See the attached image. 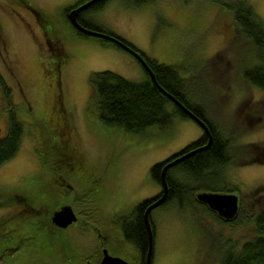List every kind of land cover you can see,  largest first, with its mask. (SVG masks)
<instances>
[{
    "label": "rangeland",
    "instance_id": "obj_1",
    "mask_svg": "<svg viewBox=\"0 0 264 264\" xmlns=\"http://www.w3.org/2000/svg\"><path fill=\"white\" fill-rule=\"evenodd\" d=\"M75 1L0 0V78L23 123L17 151L0 163V264H81L99 259L101 248L137 264L138 248L116 235L115 217L158 192L159 183L148 174L150 164L202 134L196 121L177 114L168 126L139 134L104 124L89 111L91 70L107 68L132 80L145 74L128 51L72 30L61 10ZM230 1L104 0L80 13L146 58L176 64L185 77L187 100L203 106L231 137L233 159L208 183L233 187L236 221H220L198 202L169 198L149 212L150 264H218L223 249L253 235L249 217L264 207V90L241 74L253 60V47L234 32ZM246 1L264 23V0ZM63 48L69 52L59 70L58 103L74 124L80 159L73 161L63 152L58 128L50 126L61 109L51 103L52 56L62 55ZM2 88L0 134L7 117ZM166 108L173 109V103ZM74 161H79L76 168ZM41 199L43 208L37 210ZM54 201L72 205L77 219L48 230L41 225L42 210Z\"/></svg>",
    "mask_w": 264,
    "mask_h": 264
},
{
    "label": "trees",
    "instance_id": "obj_2",
    "mask_svg": "<svg viewBox=\"0 0 264 264\" xmlns=\"http://www.w3.org/2000/svg\"><path fill=\"white\" fill-rule=\"evenodd\" d=\"M80 1L82 0H76L74 3ZM103 1L97 0L83 10L96 8ZM131 1L138 3L144 0ZM227 6L234 24V32L249 40L253 47V60L241 70V74L247 82L264 90V23L255 14L252 6L246 0H231ZM67 7L64 6L61 10L65 21L74 32L84 34L76 30L67 20L65 15ZM79 21L85 26L105 31L98 26L86 22L81 15ZM98 38L102 43L109 42L116 45L106 38ZM116 46L119 47L118 45ZM146 59L156 82L163 89L179 99L194 114L203 119L211 134V140L207 148L197 150L166 169L167 197L165 199L176 198L179 200L182 197L188 201L198 202L207 211L213 213L218 220L235 222L238 209L233 217L225 219L210 209L205 202L195 197V193L198 191H215L220 189L231 191L233 189V187L227 188L224 183L222 185L208 183L215 182L216 172L218 175L220 172L217 169H221L233 159L228 149L231 137L223 134L218 124L207 116L203 106L187 100L185 94L182 92L185 77L178 72L176 64L164 63L150 58ZM144 74V78L132 80L107 68L91 70L88 74V82L90 85L89 111L104 124L118 126L125 131L139 134H144L146 132L145 130L152 126H168L173 114H177L179 117H188L186 113L158 89L149 78L145 69ZM3 82V79L0 78V84L4 89V93L7 94L9 92V86L7 84L4 85ZM168 101L173 103V109L171 110L166 108ZM60 108V111L55 114V121H50V126H52L53 130L56 127L58 128L56 130L59 131V138L64 144L63 152L71 155L72 161L74 159H80V151L74 143L76 132H74L72 117L67 108L62 107V105H60ZM5 110L7 116L6 126L4 132L0 134V163L9 159L17 151L23 133V123L16 114L15 105L12 106L11 102L7 100ZM61 113H63L62 117H60ZM46 115L50 116L49 114ZM59 128H64V132L59 130ZM205 139L206 136L202 133L199 137L185 145L181 149L182 152L194 148L203 141H206ZM173 154L171 153L170 155ZM165 161L163 159L154 162L148 168L149 176L157 183L159 182L161 167ZM75 162L79 161L72 162V165L76 168L77 165H75ZM170 171H174V175L171 176ZM52 172L55 174L56 171ZM45 186L47 192H52L48 182ZM35 197L40 198L36 194ZM150 200L151 197L141 200L128 213L122 215V217L128 219L131 217L132 222H120V215L116 216V220L114 221V224H116L115 229H117L116 231L119 233V236L130 240L142 255L146 248V235L141 221V211H143V205ZM53 203L54 206L58 204L55 201ZM41 204L42 199L39 201V205L37 204V210L39 207L40 209L43 208ZM54 206H50L49 208L44 207L42 210L45 213V220L41 222V225L43 227L47 226L48 230L56 227L49 219V213ZM249 219L253 224V235L243 240L237 246H228L223 249L219 256L218 264H264V207L259 208ZM124 222L129 223V227L124 225ZM25 234L28 238L30 237L28 233ZM1 249L2 245H0V252Z\"/></svg>",
    "mask_w": 264,
    "mask_h": 264
},
{
    "label": "water",
    "instance_id": "obj_3",
    "mask_svg": "<svg viewBox=\"0 0 264 264\" xmlns=\"http://www.w3.org/2000/svg\"><path fill=\"white\" fill-rule=\"evenodd\" d=\"M95 1L97 0H83L76 5L68 6V9L66 10V17L68 21L70 22V24L76 30L84 34L106 38L114 42L116 45H118L122 49L131 53L137 59V61L140 63L143 69L146 70L147 74L149 75V78L158 87V89L162 91V93L166 95L173 103H175L184 113H186L188 117L196 121L201 127L203 133L206 134V141L204 142V144L200 146H196L178 155H174L175 153H177V152H174L173 157H171L172 155H169L171 158L168 156L164 159L166 161L162 165L160 173H159L158 183L160 186V190L155 195L151 196V200L145 205V207L143 208V212H142L144 229L146 232V248H145V255H144V260H145L144 264H150L153 236H152V229H151L148 215H149L150 210L153 207L162 203L167 197V183L165 179V171L170 165L178 162L184 157L196 152L197 150L206 148L209 145V142L211 140V134H210V131L208 129L206 122L203 119H201L196 114H194L179 99H177L170 92L163 89L156 82L150 67L148 66L144 56L140 53L139 50L135 49L133 46L130 45V43L126 42L124 39H122L121 37L115 34L85 26L78 20V12L81 9L86 8L89 4ZM195 197L198 200L205 202V204H207V206L210 209L214 210L219 216L225 219L233 217L238 209L237 194H235L232 191H198L195 193ZM49 219L53 224L60 226V227H64L76 219V214L69 203H62L60 206H58L57 208H54L50 212ZM81 264H131V263L118 255L109 254L105 248H101V255L98 260L91 261V260L86 259Z\"/></svg>",
    "mask_w": 264,
    "mask_h": 264
},
{
    "label": "flooded vegetation",
    "instance_id": "obj_4",
    "mask_svg": "<svg viewBox=\"0 0 264 264\" xmlns=\"http://www.w3.org/2000/svg\"><path fill=\"white\" fill-rule=\"evenodd\" d=\"M83 1V0H82ZM81 2V1H80ZM79 2H77V3H73V4H71L70 6H73V5H76V4H78ZM67 9H68V7H67ZM66 9V10H67ZM84 9V8H83ZM83 9H81L79 12H78V20H79V17H80V13H81V11L83 10ZM65 15H66V11H65ZM67 18V17H66ZM68 20V19H67ZM70 23V22H69ZM66 52H69L66 48H63L62 49V55H53L52 57H54L53 58V61H52V63L54 64V66H53V68H54V71L53 72H51V76H52V91H51V103L55 106V105H59V103H61V98H60V90H61V87H60V85H58L59 83H60V80H59V70H60V67L61 68H63V64L65 63V61L67 60V57H66ZM61 53V52H60ZM141 53V52H140ZM142 54V53H141ZM143 55V54H142ZM144 56V55H143ZM144 58H145V60H147L146 59V57L144 56ZM2 91H3V96H4V98L6 99V101L7 100H9L10 101V97H9V92L6 94V93H4V89L2 88ZM53 96H55V98L53 97ZM59 102V103H58ZM52 110L50 109H48V112H51ZM62 115H63V113H61V116L60 117H62ZM64 119H65V117H64ZM202 133H203V131H202ZM205 134V133H204ZM205 136H206V134H205ZM206 140V139H205ZM204 142L205 141H203L202 143H200V144H198L197 146H200V145H202V144H204ZM210 143V142H209ZM209 146V145H208ZM207 146V147H208ZM196 147V146H195ZM206 147V148H207ZM204 149V148H203ZM189 149H187V151H188ZM201 150V149H200ZM186 151V150H185ZM177 153H175L174 155H178V154H181V153H183L182 152V150L180 149V150H178V151H176ZM174 155H172V157L174 156ZM171 158V157H170ZM159 190H160V186H159ZM158 190V191H159ZM156 194V193H155ZM154 194V195H155ZM166 200V199H165ZM164 200V201H165ZM63 203H66V202H63ZM148 203V202H147ZM147 203H145L144 205H143V207H142V210H143V208L145 207V205L147 204ZM163 203V202H162ZM62 203H58L57 205H56V207L55 208H57L58 206H60ZM161 204V203H160ZM159 205V204H158ZM157 205V206H158ZM71 207H72V205H71ZM72 209H73V207H72ZM53 210V209H52ZM142 212L143 211H141V221H142V224H143V227H144V222H143V218H142ZM76 214V213H75ZM49 215H50V213H49ZM121 217V221L120 222H123V221H128V222H132L131 220V217L128 219V218H126V217H122V215H120ZM148 218H149V222H150V225H151V228H153V223H152V221H151V219H150V215H148ZM76 219H77V217H76ZM75 219V220H76ZM128 219V220H127ZM74 220V221H75ZM122 224V223H121ZM123 225V224H122ZM124 225H126V226H128L129 227V223H127V222H124ZM145 230V229H144ZM153 230V229H152ZM116 235H118L119 236V233L116 231ZM145 235H146V232H145ZM121 236H119V238H120ZM121 238H123V239H127V238H124V237H121ZM145 239H146V236H145ZM128 240V239H127ZM152 241H153V237H152ZM136 247V246H135ZM152 254H153V247H152V250H151V256H150V259H151V257H152ZM144 255H145V250L143 251V255L139 252V255H138V260H137V264H144ZM96 260H98V259H96ZM96 260H93V261H96Z\"/></svg>",
    "mask_w": 264,
    "mask_h": 264
}]
</instances>
